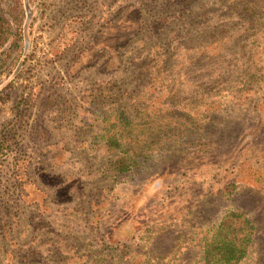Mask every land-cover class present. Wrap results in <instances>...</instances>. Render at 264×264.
I'll list each match as a JSON object with an SVG mask.
<instances>
[{
  "label": "rangeland",
  "instance_id": "1",
  "mask_svg": "<svg viewBox=\"0 0 264 264\" xmlns=\"http://www.w3.org/2000/svg\"><path fill=\"white\" fill-rule=\"evenodd\" d=\"M0 8V264H264V0Z\"/></svg>",
  "mask_w": 264,
  "mask_h": 264
},
{
  "label": "trees",
  "instance_id": "2",
  "mask_svg": "<svg viewBox=\"0 0 264 264\" xmlns=\"http://www.w3.org/2000/svg\"><path fill=\"white\" fill-rule=\"evenodd\" d=\"M183 2L185 3L186 1ZM195 2L196 0H194ZM195 17L196 12L194 10ZM11 25V21L7 18L2 8H0V50L7 45L11 49L14 45L15 31H12ZM10 49H6L5 51H9ZM219 237L221 239H218L217 242L221 245L218 254L220 261L225 264H237L244 256L251 240V227L247 219L241 215L230 214V216L222 220Z\"/></svg>",
  "mask_w": 264,
  "mask_h": 264
}]
</instances>
